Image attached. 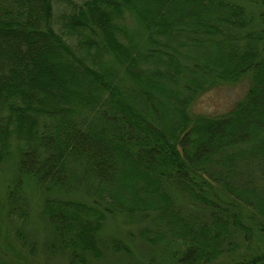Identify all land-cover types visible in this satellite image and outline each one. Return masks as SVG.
<instances>
[{
    "label": "trees",
    "instance_id": "obj_1",
    "mask_svg": "<svg viewBox=\"0 0 264 264\" xmlns=\"http://www.w3.org/2000/svg\"><path fill=\"white\" fill-rule=\"evenodd\" d=\"M6 159L0 230L21 235L35 191L67 264L100 257L114 216L147 247L113 239L119 264H264V0H0Z\"/></svg>",
    "mask_w": 264,
    "mask_h": 264
},
{
    "label": "rangeland",
    "instance_id": "obj_2",
    "mask_svg": "<svg viewBox=\"0 0 264 264\" xmlns=\"http://www.w3.org/2000/svg\"><path fill=\"white\" fill-rule=\"evenodd\" d=\"M72 1L79 3L82 0ZM53 11L54 17L57 19L63 12L69 11V4L65 2L55 3ZM56 29L58 30L57 26ZM68 41L73 44L74 39ZM245 89V83L213 88L204 92L193 104L192 109L195 112L206 114L223 113L243 96ZM9 166L10 161L8 159L0 162V196L10 173ZM27 195L29 209L25 216L26 220L23 224H19V228L22 227L23 234L22 232V236L15 234L11 224L6 227V234L4 228H2L0 230V257L1 255L4 256V251L9 250L6 257L28 264H67L66 257L59 253L57 249L58 242L53 239L51 230L41 215L42 199L35 191H28ZM143 223L135 221L127 223L120 216L108 217L100 234L101 242H104V244L101 243V255L92 264H119L117 263L118 254L111 250V242L116 238L120 239L121 242L128 243L134 255L144 252L147 247L143 243V237L140 234L141 227H139ZM19 235L21 237H18ZM23 238L24 240H22ZM21 251L22 254H20Z\"/></svg>",
    "mask_w": 264,
    "mask_h": 264
}]
</instances>
